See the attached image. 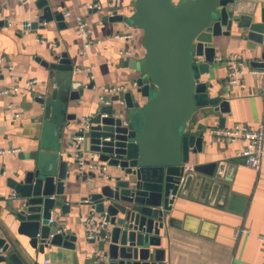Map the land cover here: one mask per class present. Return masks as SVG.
Masks as SVG:
<instances>
[{"label":"water","instance_id":"95a60500","mask_svg":"<svg viewBox=\"0 0 264 264\" xmlns=\"http://www.w3.org/2000/svg\"><path fill=\"white\" fill-rule=\"evenodd\" d=\"M135 2L129 22L143 30L146 53L138 64L130 63L141 75L127 90L105 94L96 105L82 154L100 172L94 190L83 200L92 214L109 221L100 241L89 240L102 245L106 264H166L165 250L159 247L162 232L173 222L168 213L176 200L205 186L212 194L220 188L225 196L229 184L223 179H232L227 173L235 164L230 161L185 169L192 154L201 151L205 136L191 129L194 115L209 105L229 111L228 101L210 96L205 81L216 61L215 40L234 31L245 36L255 56L246 61L264 67V6L258 10L252 0ZM38 6L44 7L39 21L63 18L49 0H38ZM53 59L42 64L52 69L60 90L48 93L45 88L36 98L41 140L28 157L21 154L25 162L6 177L14 193L0 197V213L6 206L19 222L18 233L41 252L50 244L80 251L85 246L79 234L50 222V217L55 206L63 213L70 209L62 197L70 162L76 159L70 154L64 158L63 140L69 120L76 118L71 103L93 86L74 72L67 53ZM18 251L14 241L0 236V264H24ZM93 255L86 264L93 263ZM74 258L78 260V254Z\"/></svg>","mask_w":264,"mask_h":264},{"label":"crops","instance_id":"0c3cea01","mask_svg":"<svg viewBox=\"0 0 264 264\" xmlns=\"http://www.w3.org/2000/svg\"><path fill=\"white\" fill-rule=\"evenodd\" d=\"M252 1L258 4V10L264 6V0ZM49 5L63 18L39 21L44 7L38 6V0H0V149L7 150L0 153V197L14 193L6 177L25 162L21 154L28 157L39 146L42 125L35 121L41 110L37 96H43L45 88L48 93L60 90L50 74L52 69L42 63L67 53L74 72L93 87L84 98L71 103L76 118L68 122L63 154L65 159L70 154L76 160L70 162L71 175L65 180L62 197L70 209L63 213L55 206L52 215L64 230L78 233L85 247L74 251L50 244L44 252L33 248L29 237L18 233L19 222L6 206L0 213V236L15 242L24 264H46L47 260L48 264H86L96 249L104 250L100 238L97 244H91L86 237V218L92 212L83 200L94 190L100 170H93L91 161L82 154L83 144L77 145L74 137L79 134L82 118L94 114L106 86L127 90L141 75L130 62L138 64L145 56L144 32L129 22L135 0H49ZM80 17L89 23L94 39L88 48H84L77 32ZM215 41L216 61L205 81L210 84V96L227 100L229 111L224 113L209 105L194 115L191 129L205 136L201 151L192 154L189 164L194 168L230 161L235 164L227 173L232 179H223L229 184L225 196H221L220 188L212 194L205 186L193 188L189 197L176 200L168 213L173 222L162 232L159 247L165 250L166 264H264V239L260 238L264 236V159L260 171L247 167L240 154L245 141L232 142L215 133L217 128L264 123L262 79L259 74H246L239 84L229 85L227 66L218 57L234 53L246 60L255 56L249 40L235 31ZM32 80L37 82L29 85ZM15 113L20 116L15 117ZM240 227L250 232L236 234Z\"/></svg>","mask_w":264,"mask_h":264},{"label":"built area","instance_id":"2783aa9c","mask_svg":"<svg viewBox=\"0 0 264 264\" xmlns=\"http://www.w3.org/2000/svg\"><path fill=\"white\" fill-rule=\"evenodd\" d=\"M77 32L83 42L84 48H88L92 45V43H94V39L90 33L89 23L81 17L78 18L77 21ZM218 60L220 62L223 60L227 66L226 82L229 85L239 84V82L242 80V77L246 74H259L262 79V93H264V67H254L249 65L241 54L233 53L225 58L218 57ZM36 82L37 80H32L28 82V84L32 85ZM122 90H124L122 86L114 85L106 86L104 88L105 94H116ZM9 91L10 90L8 89L4 90L3 92ZM19 116V113H15V117L18 118ZM92 116L93 114H89L88 116L82 118L79 134L74 137V141L77 145H81L83 143ZM215 133L218 137L232 142L238 140L245 141V144L243 145L240 152L245 165L255 171L261 170L264 159V123H261L255 127L249 126L247 124H240L238 126L217 128ZM6 151L7 150L0 149V153H4ZM185 169L186 171H191L193 166L187 163ZM50 222H56V217L52 215L50 217ZM108 224L109 221L102 214H91L87 216L85 229L87 239L91 240L94 238H102L105 234ZM248 232H250V229L247 227H240L236 230V234L238 235ZM260 238L264 239V236H260ZM93 254L94 260L92 264L107 263V255L104 250L96 249ZM45 263L48 264V260Z\"/></svg>","mask_w":264,"mask_h":264}]
</instances>
